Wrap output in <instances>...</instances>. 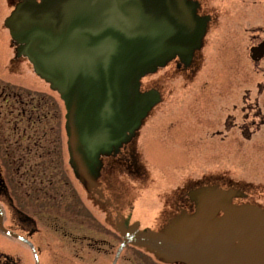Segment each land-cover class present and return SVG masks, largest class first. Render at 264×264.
<instances>
[{
    "label": "flooded vegetation",
    "instance_id": "flooded-vegetation-1",
    "mask_svg": "<svg viewBox=\"0 0 264 264\" xmlns=\"http://www.w3.org/2000/svg\"><path fill=\"white\" fill-rule=\"evenodd\" d=\"M189 1L206 25L200 45L189 60L176 56L164 65L171 64L182 73L196 68L202 55L213 48L212 40L217 37L211 34L218 33L216 27L223 25L218 18L230 12L226 7L232 0ZM228 26L233 37L214 43L217 54L229 62L227 93L232 108L240 105L247 109L240 131L248 140L251 129L255 133L264 125V6H246L241 46L233 40L239 33L235 25ZM5 56L0 51V264H186L164 260L153 248L166 239L175 221L195 215L199 205L183 198L175 206L178 212L164 217L151 232L150 227L141 230L138 221L125 225L120 209L122 184L114 173L116 167H127L125 164L137 166L134 149L129 148L132 139L113 146L109 153H101L93 171L78 174L69 148L66 117L64 126L59 125L58 91L48 82L45 89L27 84L26 70L20 67L26 57L19 51L14 57ZM152 89L161 96L157 87ZM249 110L255 115L253 119H249ZM231 119L229 115L227 127H231ZM168 129L175 127L170 125ZM150 142L152 146L156 141H147L149 151ZM235 190L241 194L234 196L231 204L254 205L249 192ZM259 191L264 196V183ZM92 202L106 209L102 216L94 211ZM254 206L264 210V205ZM64 207L73 221H83L76 224L78 228L71 224L64 230L54 225V216ZM223 215L224 211L218 210L217 216ZM90 220L99 229L89 227ZM131 231L130 241L122 247L124 236Z\"/></svg>",
    "mask_w": 264,
    "mask_h": 264
},
{
    "label": "water",
    "instance_id": "water-1",
    "mask_svg": "<svg viewBox=\"0 0 264 264\" xmlns=\"http://www.w3.org/2000/svg\"><path fill=\"white\" fill-rule=\"evenodd\" d=\"M5 25L64 101L69 148L85 175L159 102V92H140V79L177 55L189 60L206 22L188 0H21ZM234 195L191 191L198 212L175 221L155 253L186 264H264V210L232 205Z\"/></svg>",
    "mask_w": 264,
    "mask_h": 264
},
{
    "label": "rangeland",
    "instance_id": "rangeland-1",
    "mask_svg": "<svg viewBox=\"0 0 264 264\" xmlns=\"http://www.w3.org/2000/svg\"><path fill=\"white\" fill-rule=\"evenodd\" d=\"M17 1L0 0V47L3 46L0 51L5 52L7 58L14 57L19 51L4 24ZM248 4L263 7L264 0L229 2L226 9L230 12L218 18L223 25L216 27L218 33L211 34L217 37L212 40L213 48L202 55L196 68L182 73L170 64L141 78L142 88L157 87L161 100L142 121L129 143V148L134 149L138 159L137 166L125 164L127 167H116L114 173L122 184L120 209L125 225L138 221L141 230L150 227L151 232L164 217L178 212L175 206L180 205L183 198L189 200L191 189L201 186L236 187L249 192L254 205H264V196L259 191L264 183V125L255 133L251 129L248 140L241 134L247 109L238 107L240 105L232 108L227 93L229 62L217 54L218 46L214 43H223V39L232 36V28L228 24H234L235 31L239 33L234 35L233 40L241 46V31L244 30ZM20 63V67L26 70L27 84L42 85L44 89L49 87L45 80L39 78L27 58ZM57 99L59 125L62 127L66 110L60 95ZM229 115L233 117L230 128L226 124ZM249 115V119L255 116L252 110H249ZM170 125H174L175 129H168ZM149 139L156 141L152 146L150 142V151L147 145ZM152 147L155 150L152 151ZM135 168L138 169L133 173ZM79 189L83 188L80 186ZM92 204L94 211L102 216L106 209ZM53 222L56 227L67 230L71 224L78 228L76 224L83 221H73L64 207L63 212L54 216ZM89 223L92 229H99L91 224V220Z\"/></svg>",
    "mask_w": 264,
    "mask_h": 264
},
{
    "label": "bare ground",
    "instance_id": "bare-ground-1",
    "mask_svg": "<svg viewBox=\"0 0 264 264\" xmlns=\"http://www.w3.org/2000/svg\"><path fill=\"white\" fill-rule=\"evenodd\" d=\"M5 27H6V25H5ZM6 29L9 31V29L6 27ZM10 33V32H9Z\"/></svg>",
    "mask_w": 264,
    "mask_h": 264
}]
</instances>
